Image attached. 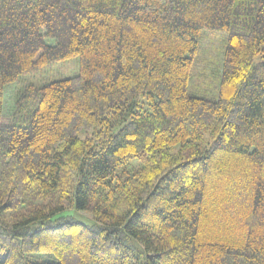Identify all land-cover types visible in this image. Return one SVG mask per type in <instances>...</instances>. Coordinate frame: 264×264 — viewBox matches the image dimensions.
<instances>
[{
  "label": "trees",
  "instance_id": "trees-1",
  "mask_svg": "<svg viewBox=\"0 0 264 264\" xmlns=\"http://www.w3.org/2000/svg\"><path fill=\"white\" fill-rule=\"evenodd\" d=\"M0 264H264V0H0Z\"/></svg>",
  "mask_w": 264,
  "mask_h": 264
},
{
  "label": "rangeland",
  "instance_id": "rangeland-1",
  "mask_svg": "<svg viewBox=\"0 0 264 264\" xmlns=\"http://www.w3.org/2000/svg\"><path fill=\"white\" fill-rule=\"evenodd\" d=\"M223 36H217L208 38L205 42L204 49H203V57L207 59H214L219 60L222 57V51L224 50L223 47ZM80 68H79V62L77 59H73L67 62H62L55 64L51 68L44 71L42 74H40L38 77L35 78H27L26 82L22 86H13L16 90L17 88L20 89L27 86V85H35V86H41L42 84L52 82V81H58V80H64L68 78L75 77L79 74ZM198 96H206L207 98H214L216 96V92H214L210 87H206L202 92L197 94ZM12 100H9V103H6L7 109L12 110L13 102ZM63 217L71 216L75 220H78L82 223H85L87 225H94L95 221L93 220L92 216L83 212H79L76 209L66 211L61 214Z\"/></svg>",
  "mask_w": 264,
  "mask_h": 264
}]
</instances>
